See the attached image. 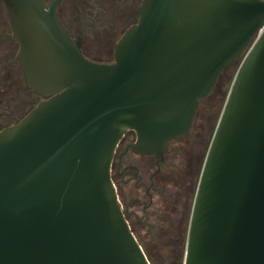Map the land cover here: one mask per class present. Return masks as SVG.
I'll use <instances>...</instances> for the list:
<instances>
[{"label":"water","instance_id":"95a60500","mask_svg":"<svg viewBox=\"0 0 264 264\" xmlns=\"http://www.w3.org/2000/svg\"><path fill=\"white\" fill-rule=\"evenodd\" d=\"M25 86L0 129V264H151L110 177L122 135L164 150L239 59L192 205L183 264H264V0H144L114 61L85 58L42 0H0Z\"/></svg>","mask_w":264,"mask_h":264},{"label":"flooded vegetation","instance_id":"af4514ba","mask_svg":"<svg viewBox=\"0 0 264 264\" xmlns=\"http://www.w3.org/2000/svg\"><path fill=\"white\" fill-rule=\"evenodd\" d=\"M42 1L47 9L56 7L58 20L70 37L79 41L85 58L108 64L114 61L117 43L138 22L144 0ZM11 37L6 9L0 2V75L7 82L21 73L24 81L21 65L12 62L20 44ZM232 65L238 69L239 59ZM229 67L218 77L211 94L200 101L189 131L169 140L164 150H135L137 135L132 130L126 131L115 147L111 181L124 219L142 249L146 245L185 247L195 191L226 99L227 92L221 101L217 100L220 90L216 92V88ZM228 79L231 85L232 74ZM31 93L37 96V104L43 100ZM7 103V99L0 98V104Z\"/></svg>","mask_w":264,"mask_h":264},{"label":"rangeland","instance_id":"374dc122","mask_svg":"<svg viewBox=\"0 0 264 264\" xmlns=\"http://www.w3.org/2000/svg\"><path fill=\"white\" fill-rule=\"evenodd\" d=\"M236 71L237 67L232 65L219 78L216 88V92L220 90L217 94L218 101L223 99L226 92L228 93L230 88L228 78L232 74L233 80ZM6 80L7 82L0 75V98L8 100L7 104H0V129L13 124L17 119L26 115L36 106L38 100L37 96L26 89L21 73L19 76L14 74L13 77ZM219 85H221L220 89ZM143 249L151 264H183L185 247L146 245Z\"/></svg>","mask_w":264,"mask_h":264}]
</instances>
